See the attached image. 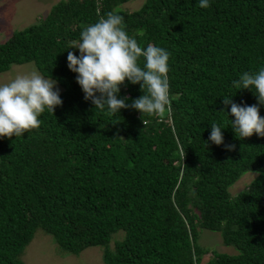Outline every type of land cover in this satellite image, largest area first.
Masks as SVG:
<instances>
[{
    "label": "trees",
    "instance_id": "trees-1",
    "mask_svg": "<svg viewBox=\"0 0 264 264\" xmlns=\"http://www.w3.org/2000/svg\"><path fill=\"white\" fill-rule=\"evenodd\" d=\"M127 1L59 0L0 41V73L33 62L63 88L62 106L45 110L38 129L0 137V264H25L37 228L60 253L103 247L105 264H201L204 228L237 251L212 252L204 264H264V137L238 139L231 104L223 103L231 96L264 117L253 91L232 83L264 67V0H209L206 9L199 0H146L122 10ZM109 12L123 16L142 47L170 54L171 110L145 115L146 125L131 108L95 109L68 68V52L80 55L69 47L82 28ZM141 95L139 84L125 81L118 98L131 104ZM212 123L222 127L219 146L209 140ZM247 171L258 175L231 195Z\"/></svg>",
    "mask_w": 264,
    "mask_h": 264
},
{
    "label": "clouds",
    "instance_id": "clouds-1",
    "mask_svg": "<svg viewBox=\"0 0 264 264\" xmlns=\"http://www.w3.org/2000/svg\"><path fill=\"white\" fill-rule=\"evenodd\" d=\"M199 7H210L209 0H199ZM125 29L123 16L113 12L84 26L79 41L69 47L78 49L80 55L68 52V68L77 74L76 81L84 99L90 100L95 109L115 115L120 109L131 108L141 113L146 125L145 115L163 117L171 110L170 54L152 44L142 47ZM125 81L139 84L143 93L131 104L126 103L129 97L118 98ZM232 83L237 91H253L257 104L264 105V67L254 73L245 71ZM62 103L56 81L35 71L16 75L0 84V137L11 139L38 129L41 114L45 110L54 114L55 108ZM223 103L231 104L230 115L235 119L230 120V127L238 139L253 134L264 137V117L260 116L257 105H238L232 102L231 96L224 97ZM221 129L218 124H211L209 140L218 146L224 143ZM226 149L235 151L236 145H226Z\"/></svg>",
    "mask_w": 264,
    "mask_h": 264
},
{
    "label": "rangeland",
    "instance_id": "rangeland-1",
    "mask_svg": "<svg viewBox=\"0 0 264 264\" xmlns=\"http://www.w3.org/2000/svg\"><path fill=\"white\" fill-rule=\"evenodd\" d=\"M58 1L0 0V41L9 38L15 31H20L28 25L39 21V18L47 14L51 6ZM145 1L130 0L121 4L120 8L125 11H134L140 8ZM33 71L41 74L33 62L13 64L8 71L0 73V84L10 81L16 75L28 74ZM57 88L61 93L63 88L58 82ZM257 175L258 172L256 171L245 172L229 187L230 194L236 195L245 189ZM122 235V231L113 234L109 243L111 247L114 246V241L122 238ZM198 242L202 247H205V254L202 257L201 264H204L212 256V252H226L229 254L237 252L233 246H226L222 243L221 234L217 231L200 228ZM60 252L61 250L52 236L41 228H37L32 240L23 250L21 259L25 264H105L102 258L103 247L101 246L88 247L78 255Z\"/></svg>",
    "mask_w": 264,
    "mask_h": 264
}]
</instances>
